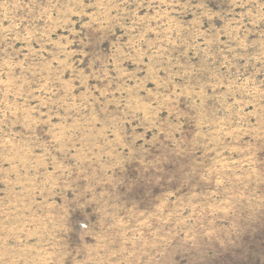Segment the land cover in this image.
Wrapping results in <instances>:
<instances>
[{
    "label": "rangeland",
    "instance_id": "obj_1",
    "mask_svg": "<svg viewBox=\"0 0 264 264\" xmlns=\"http://www.w3.org/2000/svg\"><path fill=\"white\" fill-rule=\"evenodd\" d=\"M0 264H264V0H0Z\"/></svg>",
    "mask_w": 264,
    "mask_h": 264
}]
</instances>
